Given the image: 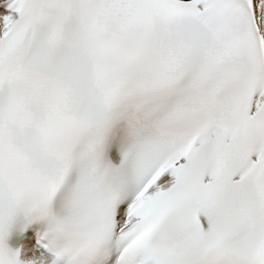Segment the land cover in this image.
Returning a JSON list of instances; mask_svg holds the SVG:
<instances>
[{
	"label": "snow or ice",
	"instance_id": "obj_1",
	"mask_svg": "<svg viewBox=\"0 0 264 264\" xmlns=\"http://www.w3.org/2000/svg\"><path fill=\"white\" fill-rule=\"evenodd\" d=\"M0 264H264V0H0Z\"/></svg>",
	"mask_w": 264,
	"mask_h": 264
}]
</instances>
